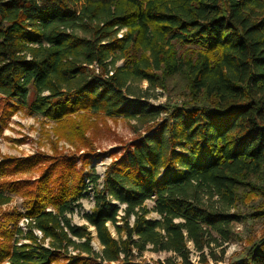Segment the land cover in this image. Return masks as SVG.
I'll list each match as a JSON object with an SVG mask.
<instances>
[{
	"label": "trees",
	"instance_id": "16d2710c",
	"mask_svg": "<svg viewBox=\"0 0 264 264\" xmlns=\"http://www.w3.org/2000/svg\"><path fill=\"white\" fill-rule=\"evenodd\" d=\"M141 82L189 100L147 127L159 113L133 88ZM0 97L18 106L0 105L2 124L26 108L76 148L91 147L95 114L145 127L111 152L101 188L88 177L87 225L67 217L86 186L75 158L53 148L1 161L0 207L18 195L25 210L0 217V264H132L148 250L192 264L190 245L206 263L234 239V203L264 202V0H0ZM42 163L34 181L6 179ZM250 216L264 218V204ZM234 264H264V237Z\"/></svg>",
	"mask_w": 264,
	"mask_h": 264
},
{
	"label": "rangeland",
	"instance_id": "374dc122",
	"mask_svg": "<svg viewBox=\"0 0 264 264\" xmlns=\"http://www.w3.org/2000/svg\"><path fill=\"white\" fill-rule=\"evenodd\" d=\"M122 30L117 36L122 37ZM190 46L175 45L179 54H182ZM121 61L118 62V65ZM133 88L137 93L145 97V101L154 108V114L159 113L158 118L147 127L161 123L167 119L174 107L182 106V103L189 100L187 93L179 86L168 87L167 89L152 88L146 82L134 83ZM34 98V92L29 90L28 102ZM6 103L8 106H16L12 101H8L0 97V105ZM161 108V112L157 110ZM92 127L86 132L85 136L90 140L91 147L76 148L63 138H58L54 133L55 123L41 116L32 115L26 108H17L9 119L2 124L0 122V162L9 158H26L35 155L43 157L53 156V148H56L60 156L66 159L75 158L76 169L83 168L85 188L82 191V198L75 203L73 213L68 214L70 222L74 226L87 225L83 219V215L90 213L93 209V186L90 184L89 176H98L97 188H101L102 178L108 166L114 160L111 152L116 150L117 155L121 149H124L132 141H135L143 135L144 128L136 129L133 121H125L121 118H108L101 114H95L91 117ZM90 149V150H89ZM88 154V163L82 167L81 158ZM116 156V155H115ZM44 166L40 164L34 171L30 173H18L7 180H28L29 182L36 180L39 175V169ZM258 186H262V182L256 181ZM243 195V201H236L230 209V214L237 216V222L232 225L234 239L219 248L212 245L211 255H206V263L198 259V254L190 245L189 261L192 264H234L244 259L246 252L264 237V218H253L250 215L255 212L264 202L260 194ZM24 199L18 195L11 196L9 204L0 207V217L3 213L20 212L24 213ZM148 208L152 207V202H146ZM150 219L158 217L152 213ZM26 222L22 219L18 223V227L25 230ZM110 232L115 236L114 229L109 225ZM93 239L91 245L95 251H100V246L95 238L94 229L88 227ZM37 233V232H36ZM38 237H41L37 233ZM207 251V250H206ZM223 251V252H222ZM170 259L171 264H180L179 259H175L171 253H154L146 251L140 257L132 259V264H158L166 263ZM167 264V263H166Z\"/></svg>",
	"mask_w": 264,
	"mask_h": 264
}]
</instances>
